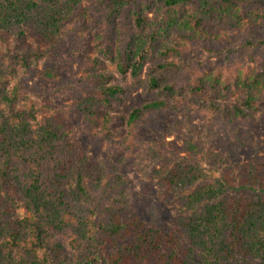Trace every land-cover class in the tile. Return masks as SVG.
<instances>
[{"label":"trees","instance_id":"1","mask_svg":"<svg viewBox=\"0 0 264 264\" xmlns=\"http://www.w3.org/2000/svg\"><path fill=\"white\" fill-rule=\"evenodd\" d=\"M249 5L250 0H110L100 23L80 0H0V38L11 41L23 62L32 56L30 36L51 47L69 38L87 54L76 55L82 74L72 81L71 111L92 143L113 153V161L89 158L63 115L38 119L36 104L18 108V87L10 90V79L2 76L0 264H119L159 251L160 242L174 236L184 237L186 251L205 264H264V173L257 175V167L230 194L221 180L208 181L200 164L187 158L201 153V143L191 137L170 144V155H157L161 166L154 176L189 213L171 233L148 229L131 214L119 169L141 146L142 133L168 117H194L227 130L260 118L264 64H205L197 55L255 27L260 16ZM161 9L167 22L154 21V30L146 33V15ZM172 26L180 31V42L162 46L147 79L148 88L163 98L133 108L124 129L109 128L101 112L118 102L123 90L102 70L101 58L136 77L148 49ZM238 94L240 105L223 101ZM215 159L210 158L218 166ZM22 207L30 213L20 219L16 213ZM147 214L157 219V206L149 204ZM106 245L117 253L108 254Z\"/></svg>","mask_w":264,"mask_h":264},{"label":"rangeland","instance_id":"2","mask_svg":"<svg viewBox=\"0 0 264 264\" xmlns=\"http://www.w3.org/2000/svg\"><path fill=\"white\" fill-rule=\"evenodd\" d=\"M66 1L61 0L62 4ZM109 1L80 0L85 12L92 14L100 23L108 13ZM249 6L260 16L255 22V27L248 28L238 37L201 49L197 55L202 63L237 64L251 68L264 64V0H250ZM193 7L194 3L190 10ZM146 17V33H151L154 30V21L158 20L159 24L164 20L167 22L168 15L165 9H161L149 12ZM168 31L160 36L156 46L148 49L149 55L145 57L142 69L136 77L130 73H119L112 62L101 58L104 63L102 70L110 74L113 77L112 83L123 90L119 101L101 112V118L109 128L116 131L124 129L128 114L133 108L163 98L157 90L148 88L147 79L151 74V67L159 59L162 46L180 42V31L176 26L170 27ZM28 43L32 56L23 62L21 55L15 53L11 41L6 43L0 38V79L2 76L10 79V90L18 87L17 107L28 109L32 104H36L40 108L38 119L63 115L72 126L74 139L86 150L89 158L99 163L113 161V153L104 145L93 144L89 132L81 126V121L71 111L72 81L82 74V67L76 55L87 54L73 47L69 38L57 40L52 47L37 43L31 36ZM34 53L38 55L37 60ZM90 55L97 56L95 52ZM205 96L210 98L207 93ZM241 99L242 94H238L223 101L228 105H240ZM116 135L119 140V135ZM191 137L201 143L203 150L197 156L187 158L200 164L208 176V181L221 180L228 187L230 194H236L253 168L257 167V175L264 173V109L255 123L237 126L233 130H227L214 123L207 124L194 117H168L158 125L146 129L142 133V144L136 149L133 158L119 166L126 183L129 210L133 216L141 219L148 229H164L171 233L177 230L179 219L189 215L179 197L160 186L154 171L161 166L158 156L170 155V144L181 145ZM153 150L157 154H154ZM212 156L216 157L218 166L210 160ZM151 203L159 210V217L155 220L147 214V206ZM29 213V210L22 207L16 215L21 219ZM159 245L160 250L157 252L150 251L138 260L124 259V262L119 264H205L203 257L186 251L184 237L174 236ZM69 248L67 245L68 250ZM107 248L108 254L111 251L117 253L116 249L109 245H106Z\"/></svg>","mask_w":264,"mask_h":264}]
</instances>
